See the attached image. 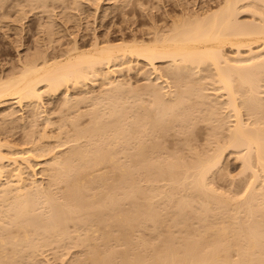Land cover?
I'll use <instances>...</instances> for the list:
<instances>
[{
	"label": "bare ground",
	"instance_id": "bare-ground-1",
	"mask_svg": "<svg viewBox=\"0 0 264 264\" xmlns=\"http://www.w3.org/2000/svg\"><path fill=\"white\" fill-rule=\"evenodd\" d=\"M97 7H95V13H97L96 8L100 9L98 5ZM215 9H212L210 12L207 11L206 14L202 13V15H195L194 17V14L190 12L189 13L192 17L188 16V12H185L186 17L182 16L185 14L183 12L180 16L176 15L174 20L172 18L173 16L171 17V20H173V22H171V26L167 27L165 24L166 28L165 26L161 27L163 25L160 23L159 25L161 26H150L153 28L146 30L147 36L145 34L144 37H141L140 35L137 36L135 33H133L134 36L131 37L130 40H127L128 37H125L126 35L124 36V34H121L123 37L121 38V36H119L122 40L118 43H115V37L109 34L105 37L102 36L104 37L103 39H101L102 37L100 38L99 35H95L92 45H89L90 47L88 46L89 48H83L85 46L81 47V45H79L78 41L76 40L74 45H72L71 48L69 47L70 49L68 48V50H66V53H62L64 55L59 54V57H57L58 55L56 58L53 56L52 59L46 54L45 55L49 59H47V57L44 58L45 55L43 56V54V59L40 57L41 55H35V57L37 56V59H33L31 57L30 60L27 59L28 62H26L27 60H24L25 62L23 61V67L21 66V70L20 68L17 69V71L20 70L19 72L15 70V74H13L15 72L13 71L11 73L12 75L10 74L8 77H0V104H6L7 100H12L13 98L15 100L17 99V101H15L16 103L18 102L22 104L27 102L29 107H33L32 110L35 114H32H37V116H39L38 114L40 111L38 113V110L36 111L34 109L42 108L40 107V103L43 101V89H46V92L51 91L50 93L54 94L55 92L58 93L61 91L62 88L65 89V87V90H67L69 83L70 85H73V88L81 89L84 83L85 85L86 83L88 84V80L92 81V79H95L93 83L96 85V79L101 78L104 80L103 82L106 81L105 85L108 86V90L112 94L111 95L108 93L107 90H105L107 92L104 91L105 94L108 93V96L104 95L103 93V99L107 97V99H105L106 101L103 100L104 103L106 102L105 105H103V101L101 102L98 100L99 104L104 107L103 110L100 105L99 106L101 109L100 107L98 108L96 103V108L93 105L92 107L94 108L92 109L90 107V110L92 109V111H90L87 109V107V111L84 112L88 113H83L79 108L80 106L75 107V104H78L79 100H74L71 98V96H69L70 98L67 97V92L69 89L67 92L65 91L67 95L64 96L67 98L66 103L63 99V103H65L63 104L64 107L62 106L63 109L67 104L73 105L75 101H78L75 102L73 107L74 109L71 111L74 113V110H76L75 108H78L79 110H77L79 111V114L76 113L77 116L75 114L74 118H70L68 116V118L71 119V122L68 120V122L71 123V125H69L74 126H72L73 128L71 127L72 131L68 132L69 129L67 127L69 125H66L68 130L66 129L65 132H71V134L68 135L66 132L65 137L63 135L65 138L63 141L65 142L67 140L66 142H70L62 143L63 141H58L60 144L57 145L61 146V143L68 145L69 143H72V141H74V144L73 146L71 144L70 148H67V151H64L65 149H63L65 154L63 152V154H58V156H56V153H54L56 152V146H53V153H51L50 149L46 148L47 151L44 150L46 153L48 150L50 151V153L47 154H55L54 157L53 155H50L54 158V161H50L51 163L46 162L51 166L47 165L50 166V171H48L49 175L48 179H46L48 182L44 180L45 184L40 183L41 180L38 181L36 178H31L33 180L28 178L29 173L28 177L25 175L28 172H26L27 169H31L32 172L34 170H32L31 166L33 161H30L31 159L34 160L31 158L34 156V153H37L36 155L38 156L39 154L40 156L46 155L43 150V152L40 151V148V150H38L39 145L34 144L36 139V144H39V141L43 138L36 136L37 138L33 140L34 138L32 137H34L33 133L35 131L33 133H31L32 131L29 132L31 133V137H29L30 134H27V140H29V142H27L30 143V140H32L33 143L31 142L30 145L34 147L37 146V151L44 153L43 155L39 152H36L35 149V152H32V156L31 148L33 149L34 147L29 146L30 148L27 151L30 150V155H28L27 151L25 154V151H20L18 147V151L14 150V145L11 147L10 145L12 144L10 143L9 145L8 142H2L4 143L2 144V139L0 140V250H5L9 245L13 246V251L11 254H8V250H5V253L7 252L8 254L5 255L3 251L5 256L3 255L4 260L0 258V260H2V262L0 261V264H8V262L9 264H14L17 261H21V259L24 261L25 258H21L20 255H29L28 250L34 252L33 250L35 249V252H40L41 248L49 246V244L51 246L53 243L58 244L59 247V244L64 242L63 237H67L64 236L66 233H68V231L65 230L67 228L69 229V224L72 222H74V226L72 224V227H74L73 230L77 232L76 236L80 237L75 239L79 240V244L85 246L84 250L87 251V253L85 251L83 252L88 254L86 256H90V259H92L88 260L89 257L87 258L84 256L87 258V261L85 258L84 260L82 259L85 263L91 261L92 263L97 262L94 264H99L100 262H102L100 264H104L105 262L103 263V261H107L105 264H111V261H113L112 259L120 254L118 259L119 262L122 259L121 264H221V261L223 260L227 261L224 263L222 262V264H229L233 258L231 252L234 248H238L240 251H236L237 255L238 253H241L240 255L243 256L241 257L238 255V257H241L243 260L240 258V262H238L239 258H236L233 260L234 263L236 261L237 264H250L252 258L253 263L251 264L264 263V225L261 223L264 222V219L261 218L264 217L262 216L264 215V186H261L262 182L264 181V120L259 118V116L264 113L262 112L264 110V0H222L221 5ZM206 10H208V8ZM244 12L253 13L251 22L249 19H247L248 23L247 21L244 23L245 19L244 22H240L241 19L238 20V16ZM194 13L196 14V12ZM103 14L105 13L103 12ZM96 15L97 14L94 15V18ZM46 31L47 35L51 34L47 29ZM21 62L22 60L20 61V64ZM141 63H144L146 66L147 69L145 71L142 69L143 67H141ZM160 63L166 64L162 65V67H165L161 68ZM123 71L128 72V75L135 72L138 74L140 73L139 75L142 73V76L145 75V79L147 78L148 80V83H146L147 85H144L146 88H143V91L147 89L145 92L148 93V96L146 93L143 94L144 92L142 95H140V90H138L140 92L137 90L134 92L133 89L131 90L135 94L137 93L136 96L139 94L141 97L140 98L138 96L137 98L139 99L134 97V99H137L135 101L140 104L135 105L132 102L130 103L133 104V108L142 107V115L138 114V111L133 110L131 107L132 104H129L130 109L125 107V105H128L125 103H128L132 99L131 98L128 101L126 99L127 95H125L127 94L126 92L131 88L125 92L124 90L128 87L124 88V83L121 81V79L116 80V77L114 78L116 74H121ZM112 77L115 80L112 79ZM101 79L99 81H101ZM208 89H211L209 90L211 91L210 94L205 92ZM131 91L129 90V92ZM100 92L101 94H96V96H101L102 91ZM123 92H125V94H123ZM113 93H119V95L123 94L122 100L124 98L123 96L125 95L126 97L124 101L126 100L127 102L125 101L124 103V101L122 102V100H118L121 97L117 94V98ZM94 95L95 94H93V96ZM128 95H131V93H128ZM145 95L147 96L146 98L148 100L146 101H148V104L146 101H144L145 99L142 100V96L144 97ZM132 96L128 97L130 98ZM79 97L83 98L81 101L86 98L85 96H78L77 99H80ZM98 97L96 98L99 99ZM92 98L93 97L91 95L90 99L93 101L95 98ZM100 98L102 99V96ZM97 99L95 100L97 101ZM86 100L90 103L88 98L83 102ZM138 100L141 102H138ZM94 102L93 104H95ZM33 105L36 107L38 105L39 107L36 108ZM44 108L46 107L43 106V109ZM70 109H72V106H69L68 110ZM133 111L135 113L137 112V114H135ZM139 111L141 112V110ZM89 112H91L90 116L87 115ZM128 112L131 114L133 113L132 117L129 116L131 114ZM43 113L41 115L47 116V114ZM48 114H51L50 111ZM83 114L87 115L88 118H91L89 123L86 121L89 125L87 123L85 124L84 122V125H82L83 128L77 127L82 124V122L80 123V118ZM65 116H63V118L61 117V119L63 120L65 118L67 122L68 118ZM32 118L36 117L33 116ZM29 120H31V118H29ZM53 122L51 123L49 118H47L45 125L48 123V126H44V128L54 126L51 125L55 123ZM77 122L80 125H77ZM200 122H205L210 128L207 137V142L209 141V143H206L207 145L209 144L208 146H212L211 148H204L200 150L197 149L199 152L196 151V153H194V151V155L193 153H190L192 154L191 157L193 160V156H195V154L197 158L195 157L196 159L193 162H191V158V161L187 160V162H189V166L186 162V159L181 160L183 161L181 164H184V162L187 163V165L185 164L186 168L182 167L183 165H181L180 161H178L181 159V156H179L180 154L176 155L170 150L169 153L166 152L168 154V158H164L166 155L162 156L163 153L161 151L165 147V144L162 143V140L169 136L166 135L168 131L170 133L172 131L173 133V131L177 129L175 130L177 132H174L173 134L177 135L178 131L179 133L181 132L183 135H185L184 139L186 138V141L189 137L188 132L191 133V130L196 128ZM227 123L229 124L227 127L228 129H225V125H227ZM62 124L64 125V122ZM57 125L59 126V123ZM63 125H60L62 130L59 127L58 128L60 130H57V133L60 132V135L58 136L59 138L63 133L65 134V132H63L65 128L63 129L61 127ZM87 125L88 127H85ZM46 129L47 128H45L43 131ZM223 129L226 131L228 130V132L223 133ZM45 133L47 135L45 138H48V136L50 137V132L47 134L45 131ZM45 133H42L41 137H44L45 135L43 134ZM129 133L131 135L133 134V136L131 137ZM194 135L196 136V134ZM209 135L211 137H209ZM151 138H154L155 141L152 139L153 142L151 141V143H149V139ZM159 138H161V143L158 142ZM44 140L42 141L44 142ZM191 140L194 143V139ZM130 142L132 143L130 144ZM186 142L190 141L188 140ZM192 142L190 143L192 144ZM48 144L49 143L43 145L48 146ZM128 144L132 145V150ZM162 144L164 147H161ZM189 144L187 147L190 146V151L192 152L195 149V146L192 150V147ZM4 145H7L8 148L10 146V149L13 151L8 152L7 154L6 152L4 153L3 150L5 149L2 150V148H5ZM119 146L122 147V151L120 150L122 153H118L117 151ZM123 146H125V148ZM40 147L42 146L40 145ZM26 148L22 149L25 150ZM229 149L237 150L238 158L242 162V168H244L245 171L250 170L252 173L253 180H251L252 183L250 182L251 185H249L250 191L247 189L246 192L249 191V193L247 192L248 194L246 193L244 198L241 196L243 198H241V205L240 203L236 202L239 200L238 197L235 201L232 196V198L229 197L228 199L224 194L226 198L222 199L221 193L216 192L218 189H214L215 186L212 189V186L210 185H213V183H209V180H211L210 177H212L211 174L221 166L224 155ZM166 151H168V149ZM163 152H165V149ZM170 152L172 153V156L174 155L173 157L178 156L179 158H175V160L172 159ZM119 155H121L120 157L124 156V158H121L123 160H119ZM183 156L182 158H185ZM34 157L37 158L36 156ZM6 162H8V164ZM9 168L11 169V175L6 176L5 173L8 174L10 171ZM117 171L119 173L120 180H118L119 178L116 175L118 174L116 173ZM32 175L35 177V174ZM113 175H116L117 177H113ZM140 177H142V180L146 182H144L145 184L140 179ZM112 178H118L117 181H120L117 182L118 186H116V179L113 181L114 179ZM28 179H30V181ZM140 180L141 184H139ZM162 181L164 182V185H162ZM155 182H157V185ZM121 183H124V185ZM62 184L66 187L65 190L63 189L64 192H62L63 190L60 191L62 189ZM119 184L123 186H119ZM155 185H162L161 187L164 188H162L163 190H160V186L157 189ZM181 186H184L186 191L188 188L192 189V191H196V193L195 191L191 193L192 191L190 190L191 192H187L188 194L191 193L193 195L194 193L197 194V192L198 195L200 194V196L197 195L198 200L196 199L195 195H193L195 197L193 198V196L190 197L191 194H189L190 196L186 194L187 198L190 197V201L192 200L190 203L189 199L187 200L185 198V194H182L183 192L179 193V195L181 194L180 199L185 198V200L191 205L196 203L195 206L192 207H195L193 209H195L196 213L197 211L199 212L196 214V219H194L195 212L191 218H193L195 221H198V219L202 217L201 220L199 219V222H202V225L197 222L199 223L198 227V224L193 227V223L195 221L189 218V215H191L190 212L193 213V209H191V206L189 207L188 202L182 200L183 202H180L179 207H176L179 201L176 202V205L173 204V206L175 205L174 207L170 205V207H176L175 209H170L168 207L169 205L165 204L158 205L159 203H162L160 201H163L165 197L168 198L169 195L170 198H165V200H169L172 203L171 198L175 197L177 194L176 192ZM185 186H188V188ZM90 190H92V194L89 193ZM118 190L121 192L118 193ZM138 191L140 193L139 195L142 193L144 194V198L142 197L143 194L141 195L143 198L142 202H144L145 198L149 201V203H147L149 205H147L146 209L145 207L141 206H146L145 202L143 204L141 201V203H138L137 201L140 197L138 195L139 198H136L135 193L137 192L138 194ZM181 191L184 190L180 188V191L178 192ZM214 192L218 194L216 195ZM218 195H220V198ZM99 196H101L103 200H101V197ZM176 196H178V194ZM133 197L136 198V205L133 202ZM157 198L162 200L156 203L158 201ZM176 198L179 199V196ZM130 199L133 201L128 202V204L130 205V203L133 202L131 205L133 208L127 206L126 209L120 208L121 211L116 210V205L118 203L122 204ZM146 199L145 201H147ZM151 199L152 201L157 199L155 204L158 206L151 202ZM199 200L202 204L198 202ZM229 200L231 202L234 200L235 202H232L233 204H239L238 206H240V208L237 207V204L234 206L237 207V211L240 210L241 212L239 213L236 211L235 214H233V216L236 215L234 218L232 217L233 219L227 216L228 220H225L224 218L220 217L224 213L227 214L229 212L228 210L231 209H228V207L232 206ZM197 202L199 207L201 206L200 210L198 209L199 207L197 208L198 210H196V207L198 206ZM164 205L166 206V210ZM184 205L188 206L184 208ZM162 206L165 210V213L163 209L160 208ZM234 206L233 209H236ZM128 207L130 208L128 209ZM168 208L170 210H168ZM180 208L183 215L184 211H182V209H186L187 211L188 209L189 211L191 210L190 212L185 210V212L189 214L186 215V213L185 215L189 218V220L194 221L193 223L191 222L193 224L192 227L190 222L186 220V216V218L184 217L186 220V225H182L185 220L183 215L182 219L178 217V215L181 213H179ZM224 208L226 212L228 211L227 213L225 210L224 212L222 211ZM242 208H244L243 210L245 212L242 211ZM92 209L96 211L90 213ZM220 209L223 213L221 212L220 215H222H218V217L217 212H219ZM233 209L231 210L235 211ZM87 210L89 213H86ZM167 210H172V214L174 213L173 217L171 215L173 220L171 218L170 219L175 229H172L173 226L171 224L170 225L172 227L169 226L168 222L170 221L167 220L166 223V219L169 217L166 216L170 214ZM173 210L176 211L173 212ZM200 212L201 215H199ZM163 213L167 215H163ZM238 213L240 216H237ZM163 216L166 217H164L165 220L163 219ZM216 216L220 220L224 219L226 223L224 220L221 221V225H218V223L214 224V222L211 223L213 218H217ZM223 217H225V215H223ZM240 217L244 218L242 220L243 222H241L239 219ZM162 221L165 222L166 225L168 224L167 226L171 227L172 230L169 227L166 228L167 226L165 227V225H162ZM213 221L215 220L213 219ZM148 222H152L155 224V226L153 224L149 225ZM187 222H189L188 224L191 228L188 227ZM216 222L220 221L217 220ZM145 223L149 225L147 229H151L150 226H157L158 229H163L161 225L164 226L165 230L167 229L165 232L163 230H157V227L156 229L154 227L152 229H155L157 232L161 231L162 234L160 236L166 234L168 239L162 236L164 239H166L164 240L165 242H162L163 238L155 236V234H157V232L155 233V230L153 233L152 229V232L149 231L150 229H148L147 232L152 233L155 237L160 238L158 241L162 243L157 245V238L155 239L154 237L150 238L152 239L151 241H155L154 243L151 241L149 242V238L146 240V237L144 238V236L146 235L148 237L149 233H143L146 229ZM139 225L144 226V228L142 226L140 227L142 230L144 229L141 234L138 232V230H141L139 229ZM181 225L183 228L185 226L188 227L187 229L185 228L186 230L184 229L185 231L183 230L184 232L187 234L190 232V234H192L187 235L185 233L188 238H185L184 240L183 238L186 237V235L182 233L183 228ZM82 226H86V228ZM176 227L178 228L177 233L181 231L182 234H176L175 237L173 234L175 231L173 232V230H176ZM179 227L182 229L180 230ZM11 228L12 230H15H13L14 233H11ZM192 228H194V230H192ZM81 229L84 231L82 235L80 233L78 234ZM168 229L170 233L167 234ZM188 229H190V231H188ZM3 230H8L7 232L9 233L3 232ZM191 230L193 231L192 233ZM21 232H23L21 234L22 236L20 234L18 236L17 234ZM161 232H159V234ZM36 233H38L37 237ZM133 233H139L141 235H134V237L136 236L135 240H137V237L138 239L143 237L139 240L140 242L134 241V237L132 238L131 236ZM5 234H8V236L6 237ZM15 234L17 236H15ZM70 234L72 235V233ZM70 234L66 235L69 237ZM73 235L75 236V234ZM177 235L181 237L184 236L182 238L183 242L181 239L178 240L179 238ZM176 238L178 239L176 240ZM38 239H40V242L41 240L43 241L41 242L42 244L39 243V251L36 250V246L38 245L37 243L39 242L37 241ZM131 239L133 240L132 242ZM170 239L172 240L170 241ZM69 240L71 241V238H69ZM174 240L177 242V244H175L176 242L173 243ZM112 241H114L116 245L119 243L127 246V248L123 247L122 245H117L120 249L121 247L124 249L123 252L118 253L120 250ZM116 241L118 242L116 243ZM133 242H139V246L136 244L134 245ZM109 243L114 244L115 250ZM67 244H69V242ZM75 244L76 243H74L73 246L78 247V244L77 246ZM40 245L44 246L41 247ZM10 246L9 249H11ZM57 249L59 251L62 248H56V250ZM23 251L28 253H23ZM229 251L231 252L229 253ZM255 252L259 255H257ZM3 253L1 251L0 254L2 255ZM103 253L109 254L107 259L105 258L107 255L105 256ZM114 253L117 255H114ZM220 253H223L224 255ZM228 253L229 257L231 258L227 257ZM31 254L32 253H30L28 257H34L35 255H38V253L33 256ZM110 254L111 256H114L111 261ZM251 254H253L255 257H253ZM26 255L24 256L27 257ZM246 255L251 256H247L246 258ZM224 256L228 259H226ZM256 256L259 258L257 259ZM18 257L21 259H18ZM261 257H263V259ZM5 259L8 262L5 261ZM15 259L16 261H14ZM118 259H115L114 262H116ZM229 259L231 260L230 262ZM246 259L250 260V263H245ZM18 262L16 264H19ZM80 262L84 264V262L81 260L78 262V264H81ZM91 262L89 264H91ZM114 262L113 264H117Z\"/></svg>",
	"mask_w": 264,
	"mask_h": 264
},
{
	"label": "rangeland",
	"instance_id": "rangeland-1",
	"mask_svg": "<svg viewBox=\"0 0 264 264\" xmlns=\"http://www.w3.org/2000/svg\"><path fill=\"white\" fill-rule=\"evenodd\" d=\"M45 1V2H44ZM96 1V2H95ZM99 1V2H98ZM0 0V77H8V75L10 76V74L13 72V71H17V69H19L20 68V70H21V68L23 67V61L24 60H30V58L32 57L33 59H37V56L35 57V55H41L40 57H42V54H43V56L46 54L48 57H51V59L53 58V56H54V58H56V56L57 57H59L60 55L59 54H62V53H66V50H68V48L70 47L71 48V46L72 45H74V42L77 40L78 41V43H79V45H81V47H83V46H85V47H83V48H86V47H88L89 45L91 46L92 45V42H93V38H94V36L95 35H99V37L101 38L102 36H107L108 34L109 35H111V36H113V37H115V39H116V41H115V43H118V42H120L122 39V37H123V35H121V34H124V36L125 37H128L127 38V40H130L131 39V37H133L134 36V34L133 33H135V35H140L141 37L143 36H145V34H146V30L147 29H149V28H153V27H155V26H158L159 25V23L161 24V25H163V26H161V25H159V26H161V27H164L165 26V24H166V26L168 27V26H171V22H173V20H174V18H175V16L177 15H182V13L184 12H190V13H193L194 15H193V17L195 16V15H198V14H200V15H202V13H204V14H206V12L208 11V12H210V11H212V9L214 10L215 8H218L220 5H221V2H222V0ZM218 1H220V2H218ZM217 4H216V3ZM96 3H99V4H96ZM220 3V4H219ZM97 5L99 6V8L100 9H97L98 7H97ZM113 5V6H112ZM95 7H97L96 8V10H97V13H95L96 11H95ZM113 7V8H112ZM204 8H205V12H204ZM208 8V10H206ZM182 10V11H181ZM203 10V11H202ZM216 10V9H215ZM102 11V12H101ZM178 11V12H177ZM202 11V12H201ZM103 12L106 14H103ZM194 12H196V14L194 13ZM198 12H200V13H198ZM97 14L96 15V19L94 18V15L95 14ZM179 13V14H178ZM187 13V14H188ZM188 14V16L189 17H192L191 16V14ZM170 16H169V15ZM203 14V15H204ZM99 15V16H98ZM186 15V13L184 14V15H182V16H185ZM242 15V16H241ZM241 15H239L238 16V20H240V22H244V19H245V22L244 23H246V21H247V23H248V20L247 19H249L250 20V22L252 21L251 20V17H252V15H253V13L252 12H249V13H246V12H244V13H241ZM166 16V17H165ZM173 16V17H172ZM171 17L173 18V20H171ZM186 17V16H185ZM170 18V19H169ZM168 19V20H167ZM253 19V18H252ZM243 20V21H242ZM158 21V22H157ZM153 22V23H152ZM156 22V23H155ZM46 24V25H45ZM153 24V25H152ZM157 24V25H156ZM43 25H45V26H43ZM150 26H153V27H150ZM166 26H165V28H166ZM46 27V28H45ZM42 28H44V29H42ZM46 29L49 31V33H51V34H48L47 35V31H46ZM42 30H43V32H42ZM45 30V31H44ZM51 30V31H50ZM145 32V33H144ZM144 34V35H143ZM119 36H121V38L119 37ZM146 36H147V34H146ZM104 37H102L101 39H103ZM130 37V38H129ZM119 38V39H118ZM49 39H51V40H49ZM73 39H74V41H73ZM114 39V40H115ZM118 40V41H117ZM73 42V43H72ZM89 46V47H90ZM88 47V48H89ZM69 48V49H70ZM42 52V53H41ZM45 52V53H44ZM37 53V54H36ZM44 56V58L45 57H47V56ZM62 55H64V54H62ZM61 55V56H62ZM38 56V57H39ZM47 57V59H49ZM41 59V58H40ZM42 59H43V57H42ZM22 60V62H21V64H20V61ZM28 60L26 61V62H28ZM32 60V59H31ZM25 62V61H24ZM159 65V64H158ZM160 65H161V68H164V67H162V65H166V64H162V63H160ZM22 66V67H21ZM121 66H123V65H121ZM144 63L142 64L141 63V67H143L142 69L145 71L147 68H146V66H145V69H144ZM119 67V66H118ZM160 67V66H159ZM115 68H117V67H115ZM119 69H120V67H119ZM20 70H18L17 72H19ZM142 70V71H143ZM16 71L13 73V74H15L16 73ZM128 72H125V71H123V72H121V74H119L118 73V75L116 74L115 76H114V78L116 77V80L118 79H121V81L124 83V88H127V89H125L124 91L126 92V90H128L129 88H131V89H129L130 91L133 89L134 90V92H136L135 90H140V91H138V92H140L139 94L140 95H142V93L143 94H145L146 92V90L145 91H143V88L145 89L146 88V86H144V85H147L146 83H148V80H147V78L145 79V75L144 76H142V73H141V75H139L137 72H135V73H131V74H127ZM12 75V74H11ZM113 77H112V79H114ZM101 78H98V79H96L97 80V83H96V81H95V83H96V85L93 83L94 82V80L95 79H92V81L90 80H88L87 82H88V84L86 83V85H85V83H84V85L82 86V88L81 89H76V88H73V85L71 84L70 85V83L68 84L69 86H70V88H69V86H68V92H67V90H65L66 89V87H65V89L64 88H62V92L61 91H59L58 93L57 92H55L54 94L53 93H50L51 91H48V92H46L44 89L42 90V91H44V94L42 95V99H43V101H41V103L43 104H41L40 103V107H42V108H38V109H34V110H38V113H39V111H40V113L38 114L39 116H37V114L36 115H33V114H35L34 113V111L32 110V106L31 107H29V104H27V102H24V103H22V104H20V103H16L15 101H17V99L15 100L14 98L11 100V99H9V100H11V101H9V100H7V102H6V104L5 103H2V104H0V140H1V143L2 142H5V143H9V145H10V143L12 144V145H10L11 147L14 145L15 147H14V150H17L18 151V148H19V150L20 151H25L24 153L26 154V151L32 146V145H30L31 144V142L33 143V141L32 140H30L31 142L30 143H28L29 142V140H27L28 139V137H27V134H30V136L29 137H31V133H33L34 131V137H32V138H34L33 140H35L37 137L36 136H40V138H43V139H41L40 141H39V144H36V142H37V139L34 141V144L35 145H39V147H38V150H40L41 152H43L44 150H46L47 151V149H50V151H51V153H53V149H54V147L56 146V152H54V153H56V156H58V154H63V152L64 151H67V148L69 147L70 148V146H71V144H72V146H73V144H74V141H72V143H69L68 145H65V144H62V143H68V142H70V141H68V142H64L63 141V139H65L64 137H65V135H66V132H65V130L67 129L68 130V132L69 131H72L71 129L73 128L72 126H74V125H72V126H70L71 125V119L70 118H74L75 117V114L77 113V114H79L78 112V108H75L76 110H77V112H76V110H74V113L72 112L73 111V107H74V104H75V102H78V101H75L74 103H73V105H70V104H67L66 105V107L69 105L70 107L72 106V109H70V110H68L69 109V106H68V108L66 109V107L63 109V107H64V105L63 104H65L66 103V98L67 97H69V96H71V98L72 99H74V100H79V102H78V104L76 103L75 104V107H79L80 108V110H82L81 112H83V113H88V112H84V111H87V109L88 110H90V107L93 109L95 106H97L98 108L101 106V104H99V102H98V100L99 101H103V100H105V99H107V97H105V99H103V93H104V95H107L108 96V93H110L111 94V92L108 90V86L107 85H105V83H106V81L105 82H103L104 80H102L101 79V81H99ZM115 80V79H114ZM147 81V82H146ZM72 86V87H71ZM126 86V87H125ZM107 87V88H106ZM79 88V87H78ZM106 88V89H105ZM63 89H64V91H63ZM105 90H107L108 91V93H106L105 94V92H107V91H105ZM129 90L126 92L127 94H125V92H123V94H125V95H127V97L128 96H132V97H126L125 95L123 96L124 98H123V100H122V95H119V93H113L116 97L119 95L121 98H119L118 100H122V102L124 101V99H125V97H126V99L129 101V99H131L128 103H125V101H124V103L125 104H128V105H125V107H130V105L129 104H135V105H138V104H140V103H137L135 100H137V99H139V98H137L138 96L140 97V95L138 94L137 96H136V94L133 92V91H131V92H129ZM209 90H211V89H208V90H206L205 92H207L208 94H210L211 93V91H209ZM67 92V94H68V96L67 97H65L64 95H67L66 94V92ZM100 91H102V99L100 98L101 96H96V94L97 95H99V94H101V92ZM105 91V92H104ZM61 92V93H60ZM148 92V91H147ZM69 93H70V95H69ZM72 93V94H71ZM128 93H131V95H128ZM133 93V94H132ZM58 94V95H57ZM93 94H95L94 96H93ZM109 94V95H110ZM118 94V95H117ZM74 97H73V96ZM91 95H92V97L93 98H95V99H97L96 97H98L99 99H97V101L94 99L93 101L90 99V97H91ZM112 95V94H111ZM110 95V96H111ZM135 95V96H134ZM146 95L148 96V93H146ZM142 96V100H144V101H146V100H148L146 97L147 96ZM78 96H85L84 98L85 99H87L88 98V101L90 100V103L89 102H87V100L85 101V102H83V101H81L83 98L82 97H79L80 99H77V97ZM90 96V97H89ZM114 96V97H115ZM63 97H65V98H63ZM134 97H136L137 99H134ZM70 98V97H69ZM76 98V99H75ZM92 98V99H93ZM118 98V97H117ZM141 98V97H140ZM149 98V97H148ZM65 100V103H63V101ZM134 102H136V103H134ZM92 101V102H91ZM95 101V102H94ZM106 101V100H105ZM82 102V103H81ZM93 102L95 103V104H93ZM127 102V101H126ZM130 102H132V103H130ZM138 102H141V101H139L138 100ZM96 103H97V105H96ZM103 103V105H105V103H104V101L102 102ZM146 103L148 104V101H146ZM5 104V105H4ZM21 106H20V105ZM90 104H92V105H90ZM133 104L131 105V107L133 106ZM3 105V106H2ZM23 105V106H22ZM42 105V106H41ZM94 105V107H92ZM100 105V106H99ZM134 105V106H135ZM34 107H36L35 105H33ZM43 106L44 107H46V108H44L43 109ZM63 106V107H62ZM37 107H39L38 105H37ZM36 107V108H37ZM88 107V108H87ZM102 107V110H103V106H101ZM101 107H100V109H101ZM31 108V109H30ZM87 108V109H86ZM96 108V107H95ZM133 108V107H132ZM135 108V107H134ZM133 108V110H135V111H138V114H141V113H143L142 112V110H143V108L142 107H136L135 109ZM140 108H142V109H140ZM43 109V110H42ZM46 109H48V110H46ZM84 109V110H83ZM86 109V110H85ZM92 109L90 110V111H92ZM130 109V108H129ZM136 109H138V110H136ZM32 110V111H31ZM72 110V111H71ZM139 110H141V112L139 111ZM16 111V112H15ZM49 111H50V113L51 114H48L49 113ZM16 114H15V113ZM43 112H46V113H43ZM73 114H72V113ZM134 112V111H133ZM262 112H264V110L262 111ZM33 113V114H32ZM47 114V116H45V115H41V114ZM91 112H89V114H87L88 116H90L91 114H90ZM129 113V112H128ZM135 113V112H134ZM11 116H10V115ZM31 114V115H30ZM77 114H76V116H77ZM129 114H131V113H129ZM129 114H127V115H129ZM135 114H137V112L135 113ZM262 114H263V117H262ZM260 116H259V118L260 119H263L264 120V113H262ZM4 115V116H3ZM10 117H9V116ZM14 115V116H13ZM35 116L36 118H32L33 116ZM40 115H41V117H40ZM48 115H50V116H48ZM66 115V116H65ZM71 115V116H70ZM84 115V116H83ZM82 116H81V118H80V123L82 122V124L80 125V124H78V122H77V125H80V126H77V127H82L83 128V126L82 125H84L83 123L85 122V124L88 122H90V120H91V118H88V116L87 115H85V114H83ZM127 115H126V117H127ZM132 115H133V113L131 114V115H129L130 117H132ZM142 115V114H141ZM140 115V116H141ZM22 116V117H21ZM24 116V117H23ZM31 116V117H30ZM52 116V117H51ZM63 116H65L66 118H68V116L70 117V118H68L67 119V122H66V119L64 120H62L61 119V117L63 118ZM73 116V117H72ZM135 116V115H134ZM136 116H139V115H136ZM7 117V118H6ZM11 117H12V119H11ZM16 117V118H15ZM42 117H44V118H42ZM49 118V120L51 121V123L53 122L54 124H51V125H54V126H50V127H45V128H47L45 131L47 132V134H48V132H50L49 134H50V137L48 136V138H45V137H47V135H46V133H45V131H43L45 128H44V126H48V123H47V125H45L46 123V121H47V118ZM11 119V121H10V119ZM29 118H31V120H29ZM52 118H53V121H52ZM87 118V119H86ZM8 119V120H7ZM33 119V120H32ZM36 121H35V120ZM228 119V118H227ZM14 120V121H13ZM17 120V121H16ZM60 120H62V121H60ZM68 120H70V122H68ZM79 120V119H78ZM29 121V122H28ZM31 121V122H30ZM35 121V122H34ZM87 121V122H86ZM7 122V123H6ZM61 122V123H60ZM64 122V125L62 124ZM59 123V126L57 125ZM87 123V124H88ZM69 126H68V125ZM33 125H35V126H33ZM60 125H63V126H61L63 129H64V131L63 132H65V134L63 133H61L62 135H61V137L59 138L58 136L60 135L59 133H57L61 128H60ZM68 127H67V126ZM89 125V124H88ZM88 125L87 126H85V127H88ZM199 125V126H198ZM197 126H196V128H193L194 129V131H193V129L191 130L192 132L191 133H189L188 132V139L186 140V141H190V142H192V140L191 139H194V143L192 142V144L190 143V142H186L185 141V139H184V137H185V135H183L181 132V134L179 133V131H178V133H177V135L176 134H173L174 132H177V131H175V130H177V129H175L174 131H173V133H172V131H171V133L168 131L167 132V134L166 135H169L167 138H165L164 140H162V143L163 144H165V147H164V145L162 144L161 145V147H164L163 148V150L165 149V152H163V150L161 151L163 154H162V156L163 155H166V156H164V158L165 157H167L168 158V154L166 153V152H168L169 153V151L171 150V152L173 151V153L174 154H176V155H179V156H181L180 158L181 159H179L178 161H180V164H181V162L183 163V161H181V160H185L186 159V162H187V160L188 161H191V162H193L197 157H196V154H195V156H193L194 157V160L192 159V154H190V153H193L194 151V153H196V151L197 152H199V150L200 149H204V148H211L212 146H208L207 145V143H209V141L207 142V137H208V131L210 130V128H209V126H207L206 125V123L205 122H200L199 124H198ZM228 123H227V125H225L226 126V128L225 129H228L227 127H228ZM57 126V127H56ZM33 127H35V128H33ZM60 129H59V128ZM67 127V128H66ZM72 127V128H71ZM84 127V128H85ZM211 127V126H210ZM75 128V127H74ZM34 129V130H33ZM59 129V130H58ZM197 129V130H196ZM58 130V131H57ZM62 130V129H61ZM32 131V132H31ZM223 133H227L228 132V130L226 131V130H224L223 129ZM29 132H31V133H29ZM39 132V133H38ZM45 133V134H43V135H45L44 137L42 136L41 137V134L42 133ZM54 133V134H52V133ZM67 132V133H68ZM131 133V132H130ZM129 133V134H130ZM192 133H194V134H196V136L194 135V134H192ZM40 134V135H39ZM51 134H52V136H51ZM69 134H71V132L70 133H68V135ZM63 135H64V137H63ZM131 135V134H130ZM172 135V136H171ZM175 135V136H174ZM128 136V135H127ZM133 136V134L131 135V137ZM181 136H183V137H181ZM67 137V136H66ZM209 137H211L210 135H209ZM31 138V139H32ZM59 140H58V139ZM68 138V137H67ZM169 138V139H168ZM191 138V139H190ZM30 139V138H29ZM45 139V140H44ZM61 139V140H60ZM128 139V138H127ZM129 139H131V138H129ZM155 141V139L154 138H151V139H149V143H151V141L153 142V140ZM169 141H168V140ZM184 139V140H183ZM38 140H39V138H38ZM42 140H44V142L42 141ZM160 140H161V138H159V141L158 142H160ZM28 141V142H27ZM58 141H63L62 143H61V146H58L57 144H60V142H58ZM166 141V142H165ZM46 142V143H45ZM57 142V143H56ZM207 142V143H206ZM41 143H43V144H47V143H49L48 144V146L50 145V147L48 148V146L46 147L45 145H43V144H41ZM132 142H130V144H131ZM134 143V142H133ZM161 143V142H160ZM159 143V144H160ZM184 143V144H183ZM189 145H191V147H192V150H193V148H194V146H195V149L191 152L190 150H191V148H190V146H188L187 147V145L188 144ZM2 144H4V143H2ZM33 144V145H34ZM54 144H56V145H54ZM180 144V145H179ZM194 144V145H193ZM40 145L42 146V147H40ZM129 145V144H128ZM127 145V146H128ZM184 145V146H183ZM5 146V148H2V150L3 149H5V150H3L4 151V153L6 152V154L8 153V152H11V151H13V150H11L10 149V146H9V148L7 147V145H4ZM3 146V147H4ZM30 146V147H29ZM44 146V147H43ZM54 146V147H53ZM122 146V145H121ZM132 145H129V147H131ZM204 146V147H203ZM207 146V147H206ZM18 147V148H17ZM27 147V148H26ZM32 147H34V146H32ZM37 147V146H36ZM36 147H34L33 149L31 148V156H32V152L34 153L35 152V149H36ZM51 147H52V149H51ZM57 147H58V149H57ZM61 149H60V148ZM124 148H125V146H123ZM129 147H127L128 149H130ZM167 147V148H166ZM173 147H174V149H173ZM185 147V148H184ZM197 147V148H196ZM15 148H17V149H15ZM22 148H26L25 150L24 149H22ZM40 148V149H39ZM47 148V149H46ZM68 148V149H69ZM118 148V147H117ZM123 148V149H124ZM10 149V150H9ZM63 149H65L64 151H63ZM119 149V150H118ZM117 149V151H118V153L120 152V153H122L121 151H122V147H120L119 146V148ZM168 149V151H166ZM179 149V150H178ZM197 149H199V150H197ZM32 150H34V151H32ZM43 150V151H42ZM53 150V151H52ZM59 150V151H58ZM121 150V151H120ZM131 150H132V147H131ZM136 150V149H135ZM16 151V152H17ZM50 151L48 150V152L47 153H50ZM57 151H58V153H57ZM62 151V152H61ZM180 151H182V152H180ZM184 151V152H183ZM187 151V152H186ZM28 152V155H30V150L29 151H27ZM36 152H39V151H37V149H36ZM41 152H39V153H41ZM59 152H61V153H59ZM134 152V151H133ZM170 152V153H171ZM189 152V153H188ZM38 153V154H39ZM44 153L46 154V155H44ZM44 153H41V154H43L44 156H40V154H39V156L38 155H36L35 153L33 154L34 156H38L37 158H35L34 156L33 157H31V158H33L34 160H30L31 162H32V164H31V166H32V170H33V172L31 171V169H27L26 170V172H27V174H25V175H27V177H28V173H29V177L28 178H36V179H38V181H40L41 180V182L40 183H44L45 184V181L46 182H48L46 179H48V171H50V164H47V163H51L50 161H54V156H55V154L53 155V154H47L45 151H44ZM164 153H166V154H164ZM194 153H193V155H194ZM64 154H65V152H64ZM182 154V155H181ZM190 154V155H189ZM50 155H53V157L52 156H50ZM59 155V156H60ZM171 156H172V153L170 154ZM184 155V156H183ZM121 155H119V157H120ZM123 156V155H122ZM174 156V155H173ZM171 157L172 159H174L175 160V158H179L178 156H175V157ZM182 156L183 157H185V158H182ZM50 157H51V159H50ZM61 157H63V156H61ZM118 157V158H119ZM170 157V156H169ZM196 157V158H195ZM121 158H124V156L123 157H120L119 158V160L121 161V160H123V159H121ZM170 158V159H171ZM190 158H191V160H190ZM49 159V160H48ZM47 160V161H46ZM126 160V159H125ZM177 160V159H176ZM30 161H29V163H30ZM49 161V162H48ZM47 162V163H46ZM125 162V161H124ZM7 164H8V162H6ZM188 163V166H189V162H187ZM187 163H185L184 162V164H181V165H183L182 167H185L186 168V165H187ZM186 164V165H185ZM46 165V166H45ZM47 165H50V166H47ZM180 165V166H181ZM185 165V166H184ZM221 167V168H220ZM217 170H215L212 174H211V176L212 177H210V179L211 180H209V183L210 184H212L213 183V185H210V186H212V189H213V187L215 186V188L214 189H218L217 191L216 190H214V191H216V192H218V193H221V198L223 199V198H228L229 199V197L230 198H232L233 197V199H235V201L237 200V197L239 198V200H237L236 202H238V203H240V205H241V200L244 198V196L246 195V193L248 192L249 193V191H250V189H249V185H251V183H252V181L251 180H253L252 179V173L250 172V170H248V171H245L244 170V168H242V162H241V160L238 158V153H237V150L236 149H229V150H227L226 151V153H225V155H224V158H223V160H222V162H221V166H220ZM10 168H11V166H10ZM9 168V169H10ZM46 168V169H45ZM30 170V171H29ZM45 172H44V171ZM9 171V170H8ZM32 172V173H31ZM46 172H47V174H46ZM11 173V169H10V171L8 172V174L7 173H5L6 174V176L7 175H11L10 174ZM116 173H118V171L116 172ZM32 174H35V177H34V175H32ZM44 174V175H43ZM46 174V175H45ZM114 174V173H113ZM117 176H118V178H112V179H114L113 181H115V179H116V183L117 182H120V181H117V179L118 180H120V176H119V173L118 174H116ZM114 176L113 175V177H117V176ZM5 176V177H6ZM30 179H28L29 181H30ZM33 179H31V180H33ZM140 179L142 180L143 178L142 177H140ZM45 180V181H44ZM141 180H140V183L139 184H141ZM29 181H28V183H29ZM43 181V182H42ZM143 181V180H142ZM145 181H143V183H144ZM158 182V181H157ZM157 182H155V184L157 185ZM251 182V183H250ZM142 183V184H143ZM146 183V182H145ZM144 183V184H145ZM162 183V185H164V182L162 181L161 182ZM161 183H159V184H161ZM250 183V184H249ZM47 184V183H46ZM121 184H123L124 185V183H121ZM121 184H119V186L121 185ZM257 184V183H256ZM63 185V184H62ZM61 185V187H62V189L60 190V191H62L63 189L65 190V183H64V185L62 186ZM123 185H121V186H123ZM155 185V187H157V189L159 188V186H160V190L162 189V188H164V187H161L162 185H158V186H156ZM189 185V184H188ZM258 185V184H257ZM116 186H118V183L116 184ZM261 186H264V181L262 182V185ZM64 187V188H63ZM165 187H166V184H165ZM183 187V188H182ZM185 187H187L188 188V186H185ZM251 187V186H250ZM180 188L182 189V190H184V191H181V192H178V191H180ZM179 188V190L176 192L177 194H178V196H179V199L178 198H176V197H178V196H176L175 195V197H172V198H174V199H172L171 198V200H172V203L169 201V200H165V198L163 199V201H160V200H162V199H158V201H157V199H154L153 201H152V199H151V202H153L154 204H155V201H157L156 203H158L159 201L160 202H162V203H159L158 205H163V204H165V205H169L168 207L171 209H175L176 207H179L180 205V202L182 203L183 201H186L185 200V198L188 200L190 197H192L193 195H195V197H196V199H197V197L198 196H200V194L198 195V192H197V194H195L196 193V191L195 190H193V191H195V193L192 195L191 193H193V191H192V189H189V191H188V189H187V191H186V188L184 189V186H181ZM120 189V188H119ZM247 189H249V191H247L246 192V190ZM64 190L62 191V192H64ZM95 190V189H94ZM93 190V191H94ZM163 190V189H162ZM192 192H191V191ZM99 191V190H98ZM185 191H186V193H185ZM89 192V191H88ZM96 192H97V190H96ZM95 192V193H96ZM121 192V191H120ZM119 192V190H118V193H120ZM183 192V193H182ZM187 192H191V193H189V194H191V196L187 193ZM213 192V191H212ZM222 192H223V195H222ZM90 194H92V190H90V192H89ZM89 193H87V194H89ZM142 193V192H141ZM179 193H182V194H185V198L184 197H182V198H184V199H180V195H179ZM215 193V192H214ZM217 193V194H218ZM247 193V194H248ZM89 194V195H90ZM102 194V193H101ZM140 193H139V191H138V194H137V192L135 193V195H136V198L138 197V195H139ZM143 194V193H142ZM141 194V195H142ZM189 195L188 197L189 198H187V195ZM216 194V193H215ZM216 194V195H217ZM226 195V197H225V195ZM244 194V195H243ZM60 195H61V192H60ZM103 195V194H102ZM101 195V196H102ZM141 195H139V199L137 200L138 201V203H141L142 202V200H143V198H144V194L142 195V197H141ZM198 195V196H197ZM230 195V196H229ZM101 196H99V197H101ZM104 196V195H103ZM102 196V197H103ZM232 196V197H231ZM241 196H243V198L241 197ZM98 197V198H99ZM102 197H101V200H103L102 199ZM167 197H168V195H167ZM194 196H193V198H195ZM218 197L220 198V195H218ZM104 198V197H103ZM134 198V197H133ZM136 198H134L133 200H128V201H123L124 203H118L117 205H116V210L117 211H121V209L120 208H127V206H130V207H132L133 208V206H131L132 204H133V202H134V204L135 203H137V201L135 200ZM170 198V195H169V197L168 198H166V199H169ZM192 198V199H193ZM201 198V197H200ZM242 198V199H241ZM146 199V198H145ZM145 199H144V202L146 203V206L145 205H141V206H143V207H145V209L147 208V205H149V204H147V203H149V201L147 202V201H145ZM100 200V199H99ZM181 200V201H180ZM183 200V201H182ZM193 200H195V199H193ZM198 200V199H197ZM196 200V201H197ZM201 200V199H200ZM200 200L198 201V202H200ZM230 200H232V199H230ZM229 200V202H231ZM261 200V199H260ZM121 201V202H122ZM130 201H133V202H131L130 203V205L128 204V202H130ZM141 201V202H140ZM179 201V203H177L178 205L175 207V208H173L175 205H176V202H178ZM192 201V200H191ZM191 201H190V199H189V202L191 203ZM196 201H194V202H196ZM234 200L232 201V202H235ZM118 202H120V201H118ZM127 202V203H126ZM144 202H142L143 204H144ZM164 202V203H163ZM166 202V203H165ZM174 202V203H173ZM186 202H188V201H186ZM188 202V203H189ZM194 202H192V203H194ZM198 202H197V205H198ZM231 202V204H232V206H230V207H228V205H230V204H228L227 205V207H228V209L229 208H231V209H233V206L234 205H236L237 203H232ZM169 203V204H168ZM171 203V204H170ZM189 203V207L191 206V209H193V208H195V207H192V206H195V204L193 205H191ZM201 203V202H200ZM173 204H175L174 206H173ZM202 204V203H201ZM200 204V205H201ZM120 207H119V206ZM136 205V204H135ZM138 205V204H137ZM139 205V206H140ZM156 205V204H155ZM158 205H156V206H158ZM164 205V206H165ZM170 205L171 206H173V207H170ZM239 204H237V207L238 208H240V206H238ZM118 206V207H117ZM140 206V207H141ZM186 206H188V205H184V208L186 207ZM130 207H128V209L130 208ZM199 207V205L196 207V210H200V207ZM236 206H234V208H235ZM237 207H236V209H233V210H235V211H232L231 209L230 210H228L227 212H226V210H225V208L222 210L223 212H224V210H225V212L227 213V214H230V215H227V214H223V215H225V217H223V215L221 216L220 215V213L222 212L221 211V209H220V211L219 212H217V216L218 215H220L221 217L220 218H224L225 220L228 218L227 216H229V217H233L234 218V216H236V215H234L233 216V214H235V212L237 211ZM117 208H119V209H117ZM142 208V207H141ZM160 208H162L163 209V206L162 207H160ZM168 208V210H170ZM198 208V209H197ZM124 209V210H125ZM161 209V210H162ZM188 209V208H187ZM217 209V208H216ZM227 209V208H226ZM244 208H242V211H244L243 210ZM91 210V209H90ZM143 210V209H142ZM165 210H166V206H165ZM165 210L163 209V211H164V213H165ZM167 210V211H168ZM176 210H178V209H176ZM175 210V211H176ZM180 210V211H179ZM178 211H179V213L181 212V208L179 209ZM186 210V209H185ZM185 210L184 209H182V211H184V215H183V213L179 216L178 215V213H177V215H178V217L179 218H181L182 219V215H183V218L186 216V215H189L187 212H190L189 211V209H188V211L187 212H185ZM194 210V211H193ZM192 210V212L193 213H191L190 212V214L191 215H189L190 217L189 218H191V216L194 214V212H195V215H194V219H196V214L199 212V211H197V213H196V211H195V209H193ZM93 211L95 212L96 210H94V209H92V211H90V213H93ZM123 211V210H122ZM145 211V210H144ZM162 211V212H163ZM172 211V210H171ZM171 211H168L170 214H164L163 213V215H167L166 217H168L169 219L171 218L172 219V217H173V215H174V213L172 214V212ZM174 210H173V212H175ZM177 211V212H178ZM217 211V210H216ZM88 212V210L86 211V213ZM222 212V213H223ZM233 212V213H232ZM237 212H241L240 210L239 211H237ZM245 212V211H244ZM85 213V214H86ZM89 213V212H88ZM167 213V212H166ZM187 213V214H186ZM239 213H238V215L237 216H240L239 215ZM243 213V212H242ZM103 214H105V213H103ZM176 214V213H175ZM186 214V215H185ZM237 214V213H236ZM87 215V214H86ZM171 215H172V217H171ZM199 215H201V212H200V214ZM244 215H245V213H244ZM216 216V217H217ZM241 216H242V214H241ZM262 216H264V215H262ZM164 217L165 216H163V219H164ZM165 217V218H166ZM187 217V216H186ZM185 217V218H186ZM193 217V216H192ZM199 217V216H198ZM201 217V216H200ZM204 217V216H203ZM219 217V216H218ZM217 217V218H218ZM243 217H245V216H243ZM83 218H84V216H83ZM85 218H86V216H85ZM166 219V223H167V220L168 221H170L171 222V219L169 220V219ZM185 218H184V220H185ZM188 218V217H187ZM186 218V220H188L189 222H190V224H191V227H192V225H193V227L194 226H196V224H198L197 225V227L199 226V221L201 220V218H199L198 219V221H195L193 218H191V219H193L194 221H192V220H189V218L187 219ZM217 218H213L215 221H213V219L211 220V223L212 222H214V224H217L218 223V225L221 223V221H223L224 219H217ZM230 218V219H231ZM232 218V219H233ZM262 219H264V217H261ZM218 221H220V222H216L217 220ZM240 220H241V222H243L242 220L244 219V218H242V217H240L239 218ZM165 220V219H164ZM173 220V219H172ZM186 220H185V222H183L182 223V225L184 226V225H186L185 223H186ZM225 220H224V222H225ZM228 220V219H227ZM240 220H239V222H240ZM182 221V220H181ZM262 221V220H261ZM163 222V221H162ZM168 222V224H169V226H171L173 223L171 222ZM189 222H187V225H188V227L189 228H191L190 227V225L188 224ZM193 224H192V223ZM197 222H199V223H197ZM216 222V223H215ZM223 222V223H224ZM147 223V222H146ZM145 223V224H146ZM149 223V222H148ZM226 223V222H225ZM261 223H263V225H264V222H261ZM72 224H73V226H74V222H72V223H70L69 225H70V227H69V229L67 228L65 231H68V233H66V234H70V233H72V235L73 234H75V236L73 235V237H72V235H71V237H70V235H69V237H68V235H64V236H67L66 238L65 237H63V241L64 242H62V243H60L59 244V247H58V244H56V243H53L51 246H50V244H49V246H45L44 248H41L40 249V252H35V249L33 250L34 252H31L30 250H28L29 251V253L28 252H25V251H23V253H28L29 255H30V253H32L31 255L33 256V255H35V254H37L38 253V255H35V256H37V257H28L29 255H26V254H23V253H21V254H23V256H21L20 255V257L21 258H27V259H29V260H25L24 259V261L21 259V258H19L18 257V259H21V261H17L19 264H24V263H26V264H48V263H51V264H73V263H75V264H78V262L81 260L82 262H84L83 260H84V258L85 257H89L88 258V260L90 259V256H86V255H88V254H85V252L87 253V251H85L84 249H85V246H83V245H81V244H79L78 243V239H75V238H80L79 236H76L77 235V232L75 231V230H73L74 229V227H72ZM152 225L153 223L152 222H150L149 223V225ZM167 224V225H168ZM171 224V225H170ZM180 224V223H179ZM201 225H202V222L200 223ZM213 224V225H214ZM87 225H89V224H87ZM86 225V226H87ZM144 225V224H143ZM147 225V226H146ZM145 225V227H146V229H145V231L143 232V233H145V234H148L149 232H147V230L148 229H150V228H148L147 229V227L149 226L148 224H146ZM154 226H155V224H153ZM162 225H165V227L167 226L166 224H165V222H163V224ZM161 225V227H163V229H158V227H157V230H163L164 232L165 231H167V229L165 230V228H164V226H162ZM182 225H181V227H182ZM221 225V224H220ZM86 226L84 227V226H82V227H84V228H86ZM142 225H139V229H141L140 227H141ZM153 226V227H154ZM169 226H167L166 228H168ZM173 226V225H172ZM171 226V227H172ZM177 226H178V224H177ZM143 228H144V226H142ZM151 227V229L153 228L152 226H150ZM156 227H154L155 229H156ZM160 227V226H159ZM171 227H169L170 229H171ZM188 227H182V228H180V230L182 229V233H186V232H184ZM72 230H71V229ZM186 228V229H185ZM151 229L149 230V231H151ZM154 229V230H155ZM172 229H175L174 228V226L172 227ZM171 229V230H172ZM177 227H176V230H173V232L175 231V233H173V232H171V233H173L174 235H175V237H176V234H182L181 233V231L179 232V233H177ZM185 229V230H184ZM9 230V229H8ZM7 230V231H8ZM11 230H12V228H11ZM14 230V229H13ZM13 230L11 231V233L13 232ZM83 229H81L80 230V232H78V234L80 233L81 235L83 234V232L84 231H82ZM144 230V229H143ZM142 229L141 230H138V232L141 234L142 233V231H143ZM153 230V229H152ZM154 230H153V233H154ZM184 230V231H183ZM192 230H194V228H192ZM191 230V233L193 232ZM7 231H4L3 230V232H7ZM10 231V230H9ZM15 231V230H14ZM72 231V232H71ZM141 231V232H140ZM188 231H190V229H188ZM187 231V232H188ZM3 232H2V234H3ZM20 232V231H19ZM74 232V233H73ZM82 232V233H81ZM152 232V231H151ZM157 231L155 230V233H156ZM159 232H161V231H159ZM159 232H157V234H155V236H158V237H160V238H163V237H165L166 239H168V236L165 234V235H162V236H160L161 234H162V232L159 234ZM164 232H163V234H164ZM7 233H9V232H7ZM14 233V232H13ZM23 232H21V233H18L17 235L19 236V234L21 235ZM139 233H133L131 236H132V238L134 237V235H136V236H141ZM168 233H170L169 232V229H168V232H167V234ZM37 234L38 233H36V237H37ZM150 234H151V237H150ZM159 234V235H158ZM172 234V235H173ZM179 234V235H180ZM183 234V235H184ZM187 234V233H186ZM185 234V235H186ZM189 234H190V232H189ZM189 234H187V235H189ZM6 235V237L8 236V234H5ZM12 235H14V234H12ZM16 234H15V236H17ZM144 235V234H143ZM142 235V236H143ZM173 235V236H174ZM186 235V237H181V236H178V238H176V240L178 239V240H180L181 239V241H182V238H183V240L185 239V238H188V236ZM190 235H192V234H190ZM22 236V235H21ZM24 236V235H23ZM135 236V237H136ZM152 233H149L148 234V237L145 235L144 236V238L146 239V240H148V238H149V242L152 240V239H150V238H152V237H154L157 241H158V239L160 240V238H158V237H155ZM35 237V236H34ZM35 237V238H36ZM133 238L134 239V241H139L140 239H142L143 237H140V239H138V237H137V240H135L136 238ZM174 237V238H175ZM181 237V238H180ZM189 237H191V236H189ZM34 238V239H35ZM39 238V237H38ZM69 238H71V241L69 240ZM73 238V239H72ZM153 238V239H154ZM33 239V238H32ZM37 239V238H36ZM35 239V240H36ZM66 239V240H65ZM68 239V240H67ZM154 239V240H155ZM166 239H164L163 238V240H162V242H165L164 240H166ZM172 239H173V237H172ZM172 239H170V241L172 240ZM40 239H38L37 241H39ZM75 240V241H74ZM77 240V241H76ZM36 241V242H37ZM115 241V240H114ZM114 241H112L114 244H115V242ZM133 240L131 239V242H132ZM264 241V240H263ZM41 242H43L42 240H41ZM40 241L37 243L38 245L36 246V244H35V246L37 247V249L36 250H38L39 251V243L40 244H42ZM69 242V244H67ZM71 242V243H70ZM72 242H74V243H76L75 245L77 246V244H78V247H75V246H73L74 245V243H72ZM118 241H116V243H117ZM140 242V241H139ZM139 242H133L134 243V245L136 244V245H138L139 246ZM151 242H153V241H151ZM155 242V241H154ZM153 242V243H154ZM162 242H160V241H158V243L156 242V244L158 245L159 243H162ZM176 241L174 240V242L173 243H175ZM179 242V241H178ZM183 242V241H182ZM181 242V243H182ZM35 243V242H34ZM113 243H109V244H111V247L113 246V249H114V247L116 246V247H118V246H120V245H122V244H115V246H114V244ZM133 243H131V244H133ZM172 243V242H171ZM180 243V242H179ZM179 243H178V245H179ZM43 244H45V243H43ZM151 244V243H150ZM175 244H177V242L175 243ZM47 245H48V243H47ZM64 245H66V246H64ZM68 245V246H67ZM70 245V246H69ZM103 245V244H102ZM160 245V244H159ZM243 245V244H242ZM10 246V245H9ZM9 246H7L6 247V251L8 252V254H11V252L13 251V246L11 247L10 246V248L11 249H9ZM41 247L42 246H44V245H40ZM81 246V247H80ZM82 246H83V249H82ZM123 247H126L127 248V246H124V245H122ZM55 247V248H54ZM123 247H121V249L123 248ZM56 248H62V249H60L59 251H58V249L56 250ZM64 248V249H63ZM125 248V249H126ZM53 249V250H52ZM56 251H55V250ZM118 249L120 250H118L119 252L118 253H120V252H123L124 251V249H122V251H121V249L118 247ZM234 249H235V251H234ZM233 249V251H232V249H231V251H229V253L231 252V255L233 256V258L230 260L229 259V262L231 261L232 263H234L233 262V260H235L236 258L238 259L239 257H238V255H240L241 253H238V255H237V253H236V251L238 250V248L236 249V248H234ZM5 250H0V253H1V251H2V253H3V251H4V253H5ZM86 250H87V248H86ZM115 250V249H114ZM117 250V249H116ZM83 251H85V252H83ZM239 251V250H238ZM7 252L5 253V255L7 254ZM10 252V253H9ZM115 252H117V251H115ZM222 252V251H221ZM240 252V251H239ZM4 253L0 256V258L2 259V260H4ZM229 253H228V258H231V257H229ZM256 253V252H255ZM255 253H254V255H255ZM7 254V255H8ZM105 253H103V255H104ZM220 254H223V253H220ZM257 254V253H256ZM4 255V256H3ZM24 255H26L27 257H25ZM107 255V256H106ZM108 255L109 254H105V256H103V257H105L106 259H107V257H108ZM114 255H117L116 253H114ZM120 255V254H119ZM118 255V256H119ZM224 255V254H223ZM222 255V256H223ZM230 255V256H231ZM244 255V254H243ZM251 255H253V254H251ZM250 255V256H251ZM253 255V257H255ZM257 255H259V254H257ZM261 255V254H260ZM3 256V257H2ZM83 256V257H82ZM85 256V257H84ZM118 256H115V257H117V258H115L114 256H111V254H110V261H111V259L114 257L115 259H118ZM237 256V257H236ZM241 257H243L242 255H240ZM247 256H249V255H246V258H247ZM249 256V257H250ZM263 256V255H262ZM225 257V256H224ZM227 257H225L226 259H228ZM240 257V258H241ZM248 257V258H249ZM257 257V256H256ZM264 257V256H263ZM263 257H261L262 259H263ZM32 258H34V259H32ZM36 258V259H35ZM79 258H80V260H79ZM87 258H85L86 259V261H87ZM112 259L113 261H111L112 263L111 264H113V262L115 261V259ZM224 258V259H225ZM240 258H239V261L238 262H240ZM245 258V257H244ZM259 257H257V259H258ZM83 259V260H82ZM105 259V260H106ZM109 259V258H108ZM120 259H121V257H120ZM250 259V258H249ZM2 260H0L1 262H2ZM40 260H42V261H40ZM74 260H75V262H74ZM90 260H92V259H90ZM241 260H243L242 258H241ZM247 260L248 259H246L245 261V263H250L249 261L250 260H248V262H247ZM252 261H253V258L251 259ZM5 261H7L6 259H5ZM10 261V260H9ZM14 261H16V259L14 260ZM25 261H27V262H25ZM39 261V262H38ZM44 261V262H43ZM71 261V262H70ZM94 261V260H93ZM121 261H122V259L120 260V262H119V259L116 261V262H114V263H117L118 264V262H119V264H121ZM227 260H223V261H221V264H222V262L224 263V262H226ZM251 261V263H253ZM8 262V261H7ZM11 262V261H10ZM16 262V263H17ZM22 262V263H21ZM24 262V263H23ZM30 262V263H29ZM47 262V263H46ZM91 261H89V262H87V263H85L84 262V264H89ZM98 262H100V261H98ZM106 263L107 261H103V263ZM108 262H109V260H108ZM228 262V263H229ZM229 263V264H232V263ZM242 262V261H241ZM16 263H14V264H16ZM81 263V262H80ZM94 263H97V262H91V264H94ZM100 263H102V262H100ZM99 263V264H100ZM104 263V264H105ZM235 263H236V261H235ZM234 263V264H235ZM250 263V264H251ZM6 264V263H5ZM8 264H9V262H8ZM81 264H83V263H81ZM107 264H109V263H107ZM226 264V263H225ZM237 264V263H236ZM264 264V263H263Z\"/></svg>",
	"mask_w": 264,
	"mask_h": 264
}]
</instances>
